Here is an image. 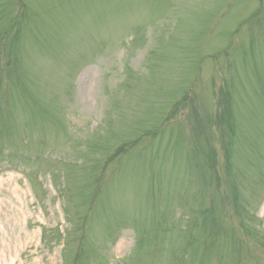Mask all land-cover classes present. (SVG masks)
Masks as SVG:
<instances>
[{
	"label": "rangeland",
	"instance_id": "rangeland-1",
	"mask_svg": "<svg viewBox=\"0 0 264 264\" xmlns=\"http://www.w3.org/2000/svg\"><path fill=\"white\" fill-rule=\"evenodd\" d=\"M15 224L0 264H264V0H0Z\"/></svg>",
	"mask_w": 264,
	"mask_h": 264
},
{
	"label": "bare ground",
	"instance_id": "bare-ground-1",
	"mask_svg": "<svg viewBox=\"0 0 264 264\" xmlns=\"http://www.w3.org/2000/svg\"><path fill=\"white\" fill-rule=\"evenodd\" d=\"M18 226V227H16ZM0 262L7 260L11 255V250L13 247L21 245L23 242V237L29 236L27 231L21 226V224L16 225L13 228L1 227L0 230ZM12 262L14 260L12 259ZM10 262V264H12Z\"/></svg>",
	"mask_w": 264,
	"mask_h": 264
}]
</instances>
